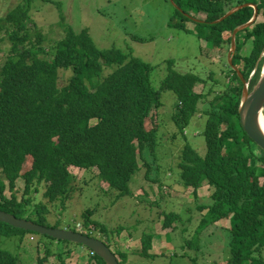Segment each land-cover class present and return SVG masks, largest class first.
<instances>
[{"label":"trees","instance_id":"obj_1","mask_svg":"<svg viewBox=\"0 0 264 264\" xmlns=\"http://www.w3.org/2000/svg\"><path fill=\"white\" fill-rule=\"evenodd\" d=\"M34 2L20 0L8 5L0 15V47L4 43L9 46L6 51L0 49L6 53L0 67V211L46 228H59L57 218L77 189L72 169H95L100 182L118 193L117 199L132 197L130 183L141 170L145 179L162 188L158 168L151 173L152 162L156 159L161 125L158 112L162 93L172 92L176 101L171 118L177 132L185 135L193 119L206 118L204 156L186 143L173 158L183 191H191L196 198L206 184L212 192L210 203L196 208L202 217L194 239L222 221L224 225L220 227L224 226L230 245L226 262L204 264H264V151L243 131L238 116L243 89L238 73L248 82L249 92L261 76L264 20L255 19L236 34L232 66L222 52H229L232 32L253 16L251 6H242L254 5L257 16L264 19V0H172L175 13L169 26L187 31L189 22L204 25L206 35L199 38L206 40L212 51L205 50L203 54L227 63V80L221 83L211 70L207 75L178 70L169 60L167 75L158 89L151 80L155 68L115 47L99 48L88 29L76 31L66 22L60 3L54 10L61 34L45 42L44 33L31 19ZM235 9L226 19L216 22ZM249 40L251 50L242 57L239 52ZM108 67L115 69L105 75L104 68ZM65 73L68 77L64 84L61 76ZM198 84L205 93L195 92ZM176 136L172 134L171 139ZM19 180L24 183L20 197L16 188ZM52 206L60 208L58 213L51 210ZM92 215L93 211L87 210L81 215L83 224L69 231L98 239L110 249L99 232L94 233L101 224L90 220ZM161 216L165 235L174 233L177 224H184L181 215L173 211L161 212ZM183 218L191 221L190 214ZM0 227L8 229L3 233L7 238L15 232H31L2 222ZM99 230L106 234L103 227ZM44 237L49 239V245L35 264H47L52 257L57 264H70L69 247L78 246ZM153 238V234L140 237L139 255L154 256L149 254ZM52 241L62 245L55 246ZM83 248L90 252L91 262L105 264ZM112 253L118 264L126 262V254ZM0 264L19 261L10 251L0 249Z\"/></svg>","mask_w":264,"mask_h":264},{"label":"rangeland","instance_id":"obj_2","mask_svg":"<svg viewBox=\"0 0 264 264\" xmlns=\"http://www.w3.org/2000/svg\"><path fill=\"white\" fill-rule=\"evenodd\" d=\"M19 1L0 0V15L8 5ZM49 2L51 4H48ZM48 3L35 0L31 11V19L44 33L45 42L61 34V27L57 25L59 19L54 10L55 4L60 3L66 22H69L76 31L88 29L99 48L115 47L155 68L151 74L155 89H158L167 75L166 62L169 60H173L178 70L203 75H207L211 70L221 83L227 80V63L224 61L220 63L216 59L213 61L212 58L209 59L203 54L205 50L212 51L211 45L207 47L206 40L199 38L204 37L207 32L203 24L199 27L189 22L186 24L187 31L169 26V21L175 13L169 0H48ZM263 20L260 15L256 18V22ZM251 43L252 40L244 43L239 52L240 56H248ZM8 47V44L4 43L1 44L0 49L6 51ZM1 50L0 67L6 58V53ZM222 52L228 54L226 50ZM114 69L115 67L104 68L103 73L108 75ZM67 77L68 73L61 76L63 82ZM203 89L202 84L194 88L196 93H205L206 90ZM175 101L174 93H162V108L158 112L161 125L157 139L156 159L152 162L154 172H151L155 174V169L158 168L163 179L162 188L145 179L141 170L131 180L132 197L117 199L118 193L109 190L108 186L100 182L95 169L90 171L72 169L77 179V189L62 216H58L57 227L72 230L76 224H83L81 218L83 213L87 210L93 211L90 220L102 225H98L94 233L98 235L99 232L101 238L109 243L111 252L126 254L127 260L122 264H204L227 261L230 256V245L226 240L224 226L220 227L224 225L222 221L219 226H210L194 239L195 230L202 217V213L196 208L210 203L212 192L206 184L196 198L192 196L191 191H183L179 183L180 172L178 168L175 169L173 158L174 153L186 143L200 156H204L206 143L203 131L206 118L197 116L184 130L185 135H182L177 132V128H174L172 123ZM174 133H177V136L171 139ZM253 150H256L254 146ZM139 165L142 166L141 161ZM23 187V180L17 181L18 197ZM6 195L9 196L8 191ZM38 199H41L40 195ZM51 210L58 213L60 208L52 206ZM172 211L181 215L184 224H177L178 229L174 233L165 235L162 229L161 212ZM189 214L191 221L183 218ZM48 224L53 226V223L49 221ZM225 226H228V222ZM101 227L106 234H102L99 230ZM7 230L6 227H0V249L10 251L17 257L19 264H35L37 256H44L45 247L49 245V239L44 237L45 235L15 232L16 234L7 238L3 235ZM143 234L154 235L151 240L153 248L149 251V254L154 255L151 258L139 255L140 237ZM52 244L62 245L57 241H52ZM77 246L69 247L71 257L68 262L94 264L89 260L90 252L82 246ZM47 264H57V261L52 257Z\"/></svg>","mask_w":264,"mask_h":264},{"label":"water","instance_id":"obj_3","mask_svg":"<svg viewBox=\"0 0 264 264\" xmlns=\"http://www.w3.org/2000/svg\"><path fill=\"white\" fill-rule=\"evenodd\" d=\"M170 2H172V0H170ZM245 6H251L254 10V13L248 23L236 28L232 32L230 50L227 54L228 64L231 66L232 56L234 55L236 50V34L239 31H242L243 29L252 25L258 14L257 8L254 5L246 4L242 7ZM237 9L228 12L225 16H223L216 22H221L222 20L226 19L232 12L236 11ZM263 55L264 52L262 53L261 57H263ZM232 68L236 69L235 67ZM238 75L243 84L241 101L238 108L240 125L247 136L254 142V144L264 151V133L261 129V119H264V71H262L259 80L250 92L248 90V82H246L239 73ZM0 222L17 229H22L24 231H31L40 235H46L58 241H68L76 245H81L91 250L92 253L101 258L105 264H118L117 259L111 252V250L107 247L106 244L98 239L90 238L81 233L69 230L46 228L30 221L17 219L13 215L4 213L2 211H0Z\"/></svg>","mask_w":264,"mask_h":264},{"label":"bare ground","instance_id":"obj_4","mask_svg":"<svg viewBox=\"0 0 264 264\" xmlns=\"http://www.w3.org/2000/svg\"><path fill=\"white\" fill-rule=\"evenodd\" d=\"M262 71H264V55H263V67H262ZM262 73V72H261ZM261 129L264 133V119H261ZM48 228V227H47ZM59 229V228H57ZM61 230H64V229H61ZM46 236V235H45Z\"/></svg>","mask_w":264,"mask_h":264},{"label":"built area","instance_id":"obj_5","mask_svg":"<svg viewBox=\"0 0 264 264\" xmlns=\"http://www.w3.org/2000/svg\"><path fill=\"white\" fill-rule=\"evenodd\" d=\"M77 228H78V230L80 229V226L79 225H77Z\"/></svg>","mask_w":264,"mask_h":264},{"label":"clouds","instance_id":"obj_6","mask_svg":"<svg viewBox=\"0 0 264 264\" xmlns=\"http://www.w3.org/2000/svg\"><path fill=\"white\" fill-rule=\"evenodd\" d=\"M77 230H78V228H77ZM79 230H80V229H79ZM79 230H78V231H79ZM77 233H78V232H77Z\"/></svg>","mask_w":264,"mask_h":264},{"label":"flooded vegetation","instance_id":"obj_7","mask_svg":"<svg viewBox=\"0 0 264 264\" xmlns=\"http://www.w3.org/2000/svg\"><path fill=\"white\" fill-rule=\"evenodd\" d=\"M194 20V19H193Z\"/></svg>","mask_w":264,"mask_h":264}]
</instances>
